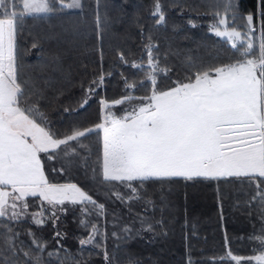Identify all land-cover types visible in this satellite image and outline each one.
I'll return each mask as SVG.
<instances>
[{
	"label": "trees",
	"instance_id": "16d2710c",
	"mask_svg": "<svg viewBox=\"0 0 264 264\" xmlns=\"http://www.w3.org/2000/svg\"><path fill=\"white\" fill-rule=\"evenodd\" d=\"M71 2L63 0L65 5ZM80 3V9L60 10L58 4V10L48 16L26 17L16 36L19 81L32 94L31 99L40 98L48 126L59 134L99 122L101 100L112 103L127 93L130 99L123 107L139 105L138 98L149 95L151 88L143 71L131 65L141 63L147 68L149 45L167 69L165 76L158 74V84L165 89L197 69L222 66L239 58L230 42L211 33L216 23L213 0H159L164 15L161 23L153 15L157 0ZM235 3L238 28L244 24L240 18L248 14L254 15L258 24L264 18V0ZM121 55L126 63L121 62ZM100 73L104 74L102 87L81 108L85 91ZM126 79L137 87L126 88ZM77 151L78 160L66 165L64 172L52 171L53 166H60L59 159H45L46 175L50 182L77 184L96 205L85 206L90 213L87 216L76 208L61 214L55 228L51 223L15 224L11 231L19 232L15 241L19 264L37 255L42 264H215L226 249L243 257L253 254L254 244L248 237L261 227V208L252 199L254 187L241 181L170 179L148 181L130 194L126 186L102 180V134L84 138ZM38 207V202H33L30 211ZM82 218L99 230L100 246L80 245L91 231L81 225ZM27 229L43 242L42 252L36 251ZM57 229L63 234L60 238L54 235ZM7 230L8 223L0 220V247ZM12 259L10 253L0 255V264H10Z\"/></svg>",
	"mask_w": 264,
	"mask_h": 264
},
{
	"label": "snow or ice",
	"instance_id": "6c2138e0",
	"mask_svg": "<svg viewBox=\"0 0 264 264\" xmlns=\"http://www.w3.org/2000/svg\"><path fill=\"white\" fill-rule=\"evenodd\" d=\"M58 4L60 10L82 7L80 0L67 5L63 0H19V6L16 0H0V220L8 223L0 255L10 253L14 257L10 264H19L15 243L19 234L11 231L17 223L30 220L33 225L51 223L55 228L61 214L72 208L85 216L90 214L85 206L96 205L92 196L75 183L50 182L44 160L59 159L60 166H53L52 171L64 172L66 165L78 160L77 146L83 144V139L102 133V180L122 184L131 190L130 194L137 193L148 181L174 178L241 181L254 187L252 199L261 208V227L248 237L254 244L253 254L243 257L226 249L225 256L215 264H264V179H260L264 178V18L258 24L256 17L248 14L240 18L244 24L238 28L235 0H213L216 23L211 30L216 37L230 42L238 59L197 69L165 89L158 84V74L165 76L167 69L153 56L149 45L147 68L141 63L131 65L143 71L151 88L149 95L138 98L139 105L117 115L109 111L108 101L101 100L99 122L59 134L48 126L40 98L31 99L32 94L19 81L16 48L24 19L48 15L58 10ZM153 15L157 23L164 21L159 0ZM120 59L126 63L123 55ZM103 83L104 74L100 73L85 91L81 108ZM125 87L135 89L137 85L126 79ZM127 99L130 97L126 93L124 99L112 103L123 104ZM33 202L39 207L30 211ZM99 207L102 213L103 205ZM80 223L86 230L91 229L80 245L100 246L99 230L86 218ZM29 235L36 251L42 252L43 242L33 233ZM54 235L60 238L63 234L57 229ZM104 258L108 260L107 252ZM24 264L42 261L37 255Z\"/></svg>",
	"mask_w": 264,
	"mask_h": 264
},
{
	"label": "rangeland",
	"instance_id": "374dc122",
	"mask_svg": "<svg viewBox=\"0 0 264 264\" xmlns=\"http://www.w3.org/2000/svg\"><path fill=\"white\" fill-rule=\"evenodd\" d=\"M16 1H18L19 2V0H16ZM49 15V14H48ZM48 15H45V16H48ZM41 17H44V16H41ZM214 24H212V26H213ZM212 26H211V29H212ZM211 33L212 34H214V32L211 30ZM215 35V34H214ZM220 38V37H219ZM222 39V38H221ZM126 101V100H125ZM109 102V101H108ZM116 108L117 107V110H113V108ZM125 109H129V108H126L125 106L123 107V104H113V103H111V102H109V111H111V112H113V113H115V114H119V112L120 113H122V114H120V115H123L124 114V110ZM119 111V112H118ZM101 115H102V110H101ZM102 134V133H101ZM87 205H89V204H87ZM28 222H31L30 220H27ZM23 229H24V227L21 229L22 231H23ZM18 234H19V232H17ZM26 233H30V231L27 229V231H26ZM31 236V235H30ZM117 236V235H116ZM87 245H94V243H92V244H87Z\"/></svg>",
	"mask_w": 264,
	"mask_h": 264
},
{
	"label": "crops",
	"instance_id": "0c3cea01",
	"mask_svg": "<svg viewBox=\"0 0 264 264\" xmlns=\"http://www.w3.org/2000/svg\"><path fill=\"white\" fill-rule=\"evenodd\" d=\"M174 179H180V178H174ZM221 181H224V180H221ZM29 199H33V198H29Z\"/></svg>",
	"mask_w": 264,
	"mask_h": 264
}]
</instances>
